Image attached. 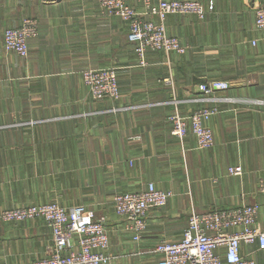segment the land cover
<instances>
[{
    "label": "crops",
    "instance_id": "0c3cea01",
    "mask_svg": "<svg viewBox=\"0 0 264 264\" xmlns=\"http://www.w3.org/2000/svg\"><path fill=\"white\" fill-rule=\"evenodd\" d=\"M200 1L203 18H165L187 51L148 50L143 65L128 23L97 0H0L1 202L57 198L106 215L111 264H157L156 244L181 239L193 209L258 203L264 226V27L256 26L264 0ZM133 4L143 10L141 1ZM27 16L39 34L21 56L4 48L3 36ZM110 66L119 73L120 98L93 99L83 70ZM208 78L230 80L217 94L231 100L219 101L208 121L213 146L199 148L192 132L173 135L169 118L175 107L186 114L214 103L202 100L198 86ZM238 164L243 174H229ZM148 182L173 196L149 210L147 229L134 241L113 195ZM51 232L41 219L0 223V264L43 257ZM244 252L264 264V250Z\"/></svg>",
    "mask_w": 264,
    "mask_h": 264
},
{
    "label": "built area",
    "instance_id": "2783aa9c",
    "mask_svg": "<svg viewBox=\"0 0 264 264\" xmlns=\"http://www.w3.org/2000/svg\"><path fill=\"white\" fill-rule=\"evenodd\" d=\"M97 1L104 13L117 15L128 23L130 41L134 43L142 62L148 50L184 53L188 49L178 37L168 33L165 21L168 14L205 16L200 0ZM133 1H141L143 10H138ZM153 16L158 19H153ZM256 26L264 27V6L256 9ZM38 34L36 18L24 17L19 26L5 29L4 48L28 56L30 40ZM82 75L86 84L100 92L99 97L93 91L97 97L106 96L113 101L120 98L118 76L111 68H87ZM227 87L228 82L221 80L201 86L204 92L210 93ZM218 112L217 104L202 107L188 115L175 111L171 115V132L183 139L190 130L196 136L199 148H209L215 142V135L207 121ZM228 171L231 175H242L243 167L241 164L233 165ZM172 196V191L148 182L140 189L115 193L114 209L124 219L125 228L134 233L135 240H139L147 229L149 210L167 205ZM53 209L54 245L57 250L49 259H37L27 264H111L113 256L109 251L111 242L106 215L96 217V213L84 205H75L70 209L55 206ZM49 210L39 211L45 213ZM39 211L33 209L23 214H40ZM259 211L258 203L245 202L203 213L193 209L181 239L162 240L156 244L154 252L159 255L157 264H258L251 252H244V246L264 250V226L259 224Z\"/></svg>",
    "mask_w": 264,
    "mask_h": 264
},
{
    "label": "rangeland",
    "instance_id": "374dc122",
    "mask_svg": "<svg viewBox=\"0 0 264 264\" xmlns=\"http://www.w3.org/2000/svg\"><path fill=\"white\" fill-rule=\"evenodd\" d=\"M169 33V32H168ZM170 34V33H169ZM170 35H173V34H170ZM174 36H176V35H174ZM176 37H178V36H176ZM179 38V37H178ZM180 40H181V38H179ZM129 40H130V38H129ZM132 42V41H131ZM181 42L183 43V44H185V45H187L188 47H189V45L187 44V43H185V42H183L182 40H181ZM132 44L134 45V43L132 42ZM134 48H135V51L137 52V54H138V51L136 50V47H135V45H134ZM187 51V50H186ZM147 52L148 51H146V53H145V59H144V62H142V60H141V58H140V56H139V54H138V57H139V61H140V63H142L143 65H145L146 63H147ZM176 53H178V52H176ZM89 68H91V69H94V70H97V69H103V68H111L112 70H114L115 72H116V74H117V76H118V80H119V73H118V70H117V68L116 67H113V66H110V67H89ZM87 69V68H86ZM85 70V69H84ZM83 73V72H82ZM83 76V75H82ZM214 80H221V81H225V82H228V84H229V87H227L226 89H224V90H217V91H215V92H212V93H210V92H204L203 90H202V88H201V86L203 85V84H205V83H208V82H210V81H214ZM85 82V81H84ZM86 84V83H85ZM119 84H120V80H119ZM87 85V87H88V89H89V93H90V95L92 96V98L93 99H97V100H99V99H108L106 96L105 97H101V98H99L100 96H99V94H100V92L99 91H96V89L95 88H91L88 84H86ZM232 85V82L230 81V80H227V79H220V78H208V79H205V80H203V81H201L200 83H199V90L203 93V95H204V97H203V99L202 100H205V101H209V102H211V101H213L214 103H212V104H210V105H208V106H213V105H218V109H219V111H220V104H219V101H230L231 100V98L228 96V95H220V94H217V92H219V91H226V90H228L229 88H230V86ZM120 88H119V90H120V94L122 93V91H121V84H120V86H119ZM93 91L99 96V97H97L94 93H93ZM216 95V96H215ZM214 97H216V98H214ZM112 100V99H111ZM113 101V100H112ZM208 106H203V108L204 107H208ZM200 108H202V107H200ZM200 108H197V109H194L193 111H196V110H199ZM175 111H179L181 114H183V115H188V114H191L192 113V110L191 111H188L186 114H184V113H182L179 109H178V107H175V109L173 110V113L175 112ZM172 113V114H173ZM169 121H170V123H171V129L170 130H172V125H173V123H172V120H171V116H170V118H169ZM209 121V120H208ZM207 121V123H208V125H209V122ZM210 126V125H209ZM211 127V126H210ZM211 129H212V131H213V133H214V130H213V128L211 127ZM172 133V132H171ZM188 133H191L190 132V130H189V132ZM0 203H1V206H0V223H2V222H29V221H32V220H36V219H41L44 223H45V225L47 226V227H49L50 229H51V235L49 236V238H48V241H47V243H46V245H45V248H44V256L43 257H36L35 259L33 258V259H31V260H29V261H25V262H15V263H13V264H27V263H29V262H31V261H36L37 259H49L52 255H53V253H54V250H57V249H55V245H54V243H55V239H54V233H53V230H54V220H53V217L55 216V212L53 211L54 209V207L55 206H59V207H62V208H64V209H70V208H72L73 206H75V205H84V203H76V204H73V205H71V206H67V205H65V204H63L62 202H60L59 201V199H57V198H54V199H51V200H49V201H46V202H28V203H23V202H21V201H19V200H17V199H13V200H11L7 205H5L3 202H1L0 201ZM85 207H87L86 205H84ZM46 208H49L50 210L49 211H46L45 213H42V212H40L39 210L40 209H46ZM88 209H92V208H89V207H87ZM33 209H37L38 211H39V213L40 214H38L37 212H35V213H33L32 215H25V214H23V212H29L30 210H33ZM95 213H96V217L97 216H101V215H103V214H99V213H97V211L95 210V209H92ZM122 218V217H121ZM108 231V230H107ZM110 237V236H109ZM133 238V240L134 241H136L135 239H134V236L132 237ZM110 249V248H109ZM110 253L112 254V256H113V259L116 257V255H115V253H113L111 250H110ZM51 259H53V258H51Z\"/></svg>",
    "mask_w": 264,
    "mask_h": 264
}]
</instances>
